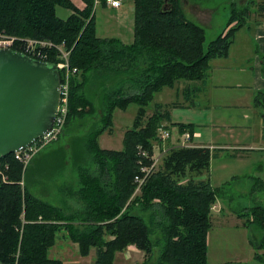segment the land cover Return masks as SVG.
<instances>
[{
  "label": "trees",
  "instance_id": "trees-1",
  "mask_svg": "<svg viewBox=\"0 0 264 264\" xmlns=\"http://www.w3.org/2000/svg\"><path fill=\"white\" fill-rule=\"evenodd\" d=\"M82 1L84 10L71 0H0V31L65 43L70 51V66L78 73L71 77L68 122L92 107L84 93L89 73L105 93L103 127L87 140L94 169L85 170L74 193L82 209L68 211L33 196L21 186L23 164L14 155L0 161L4 169L0 170V264H61L49 255L60 234L78 246L82 257L95 249L94 264H115L117 253L130 247L147 256L141 264H148L157 247L161 248L158 264H209L212 211L226 186L214 188L208 178L201 179L210 172V148L170 149L134 197L136 177L144 178L143 168L153 165L160 128L176 125L181 136L189 132L191 138L196 128L172 123L169 108L162 104H155L151 115L147 107L164 88L175 89L181 81H205L211 62L229 57L237 33L251 19L264 21V0H244L242 8L233 2L227 26L208 45L204 29L187 18L181 0H135L134 41L129 45L97 37L96 0ZM58 7L74 13L63 20L57 15ZM48 54L49 64L60 62L57 49ZM60 76L63 79L61 71ZM130 104L139 109L125 133L124 149H102L98 139L112 128L114 111L126 110ZM253 189L264 192V180ZM138 208L147 212V220L134 213ZM234 213L244 227L256 226L264 233V205ZM250 243L255 260L264 264V235L258 241L250 237Z\"/></svg>",
  "mask_w": 264,
  "mask_h": 264
},
{
  "label": "rangeland",
  "instance_id": "rangeland-1",
  "mask_svg": "<svg viewBox=\"0 0 264 264\" xmlns=\"http://www.w3.org/2000/svg\"><path fill=\"white\" fill-rule=\"evenodd\" d=\"M104 1V0H103ZM122 8L119 17L112 14L111 8L102 4L99 0L95 6V22L96 36L100 38L112 39L110 37L119 36L125 44L129 45L134 38L135 25V0H120ZM244 0H185V13L189 20L202 27L206 33V44L218 37L222 30L227 26L230 17L232 3L235 2L238 8L244 6ZM105 3V2H104ZM182 4V0H181ZM184 6V5H183ZM97 8V10H96ZM58 16L61 17L60 11L66 12L67 9L58 7ZM255 20H250L248 27L244 31L255 28ZM119 23V25H118ZM117 26V28H115ZM132 30V37L130 36ZM125 32V37L121 35ZM121 34V35H118ZM244 35L242 32L240 39ZM240 39L238 44L233 48L234 57H238L241 53ZM124 43V42H123ZM232 67L237 69L239 65L236 62H228ZM247 64L244 62V68ZM87 86L84 93L88 102L92 107H88L83 116L72 119L67 122L63 134L59 140L49 144L37 153L32 160L23 166V177L21 181L22 188H26L30 194L55 206H64L68 201L74 200L80 202V198L74 193L80 189V178L85 170H93V155L87 150L88 137L103 127V117L105 115V96L104 91L97 84L92 73L87 76ZM182 83L178 84V92L176 89L164 88L155 95L154 100L147 107L149 115L154 112L155 104L161 103L168 107L173 115L175 124H195L201 126V130L209 126V116L206 109L205 101L198 100L195 94H191L190 98L182 96ZM241 90L231 88L230 93L235 95ZM176 104H182L186 107H175ZM193 104H196L193 106ZM91 109V110H90ZM137 104H130L126 110L116 109L113 114L112 128H108L98 139L99 145L103 149L121 151L124 149L125 133L133 126L134 120L138 112ZM82 111V108L80 109ZM234 111L225 110L223 116L227 118L229 113ZM238 113V111H236ZM69 116V115H68ZM203 126V127H202ZM255 127V126H254ZM209 128V127H207ZM257 130V127H255ZM171 137L164 141L163 148L172 146H183L184 140L178 133V126H172L169 129ZM179 139V142L177 141ZM193 140L185 141V144L192 146ZM157 145V144H156ZM159 145V143H158ZM157 149V148H156ZM172 148L167 149L165 153L163 149L156 150V156L159 157V165L164 155ZM213 158L210 172L207 174L210 183L219 188L226 185L221 192V198L217 203H223V214H220V220L212 219V228L208 238V262L209 264H262L254 259L256 250L250 243V237L253 240H260L264 233L256 226L248 229L239 221L234 210H240L246 206L256 204L264 205V192H252L254 185L260 180L259 171L253 173L245 172L246 165L240 164L234 160L232 156L227 154L226 150H212ZM251 162H257L258 165L264 164V159L258 156L249 158ZM224 166L228 170L224 172ZM8 168V166H6ZM0 170H4L0 165ZM237 172L242 175L231 179ZM258 178V179H257ZM4 182H8V176L4 175ZM262 180V179H261ZM232 181V182H231ZM229 182H231L229 184ZM141 194V190H135L134 197ZM81 203V202H80ZM140 212L139 208L135 209V214ZM141 213V212H140ZM147 220V212L141 213ZM223 215V216H222ZM159 232L155 234L153 239L158 237ZM64 234H60L56 245L50 250V257L61 261V264H94L96 260V250L88 257H82L78 250L68 239L63 240ZM161 248L157 247L151 256L148 264H158V257ZM143 253V255H142ZM124 251L117 253L115 264H141L147 256L144 252Z\"/></svg>",
  "mask_w": 264,
  "mask_h": 264
},
{
  "label": "crops",
  "instance_id": "crops-1",
  "mask_svg": "<svg viewBox=\"0 0 264 264\" xmlns=\"http://www.w3.org/2000/svg\"><path fill=\"white\" fill-rule=\"evenodd\" d=\"M71 1L79 10H84L86 7L82 0ZM98 1L99 0H96V5H98L97 8L100 6L97 4ZM183 3H185V0H182V7L185 11V4ZM102 4L106 6L107 9L111 8L110 12L119 17L123 5L119 8H113L105 4L103 0ZM58 10L57 8V15L59 13ZM60 12L61 17H59L63 20L68 19L74 13L68 9L66 12ZM115 28H117V26H115ZM130 31V36L127 37L129 40L132 37V30ZM242 32H244V35H242L240 39ZM122 37H125V32L121 35V38ZM110 38L119 39L121 41L120 37L117 35ZM239 39L241 53L238 57H234L232 53L233 48L238 44ZM122 41L124 42L122 43L125 44L123 38ZM230 61L236 62V65H239V67L234 70L232 65L228 63ZM244 62L247 64L246 68H244ZM182 86V96L190 98L191 94H195L198 100L203 99L205 101V107L208 111L210 120V125L206 126L205 132L201 130L202 128L200 125L196 126L193 124L196 128L192 138V146L207 147L210 148L211 151L217 149L226 150L227 154L230 152L234 160L239 161L240 164L246 165V168H243L245 169L243 173L259 171L258 177L264 180V164L257 167L258 161H249V158L252 156H258L260 159H264V21L255 22L253 31L251 29L245 31L242 29L237 33L229 57L213 60L211 62L209 76L205 81L186 82L182 83ZM231 88L240 89L241 92L232 95L230 93ZM175 89L178 92V85ZM194 105L196 104H193V106ZM174 107L181 108L186 106L176 104ZM225 110H233L234 112L229 113L227 118H225L223 116ZM236 111H238V113ZM171 118L172 123H175L172 114ZM254 126L257 127V130H255ZM177 141L179 142V139ZM163 144L164 143L161 142L159 145L157 144L155 146V157L158 158L161 155L156 156L157 149H163V152H166L169 148L177 147L172 146L163 148V146H160ZM227 170L228 167L224 166V172ZM237 173L238 174H235L231 179L242 175L241 172ZM207 178L208 176L205 175L201 179ZM212 187L214 186L212 185ZM222 205L223 203H217L215 205L216 209L212 211V219L220 220V214L224 212ZM63 207H66L68 211L80 210L82 209V203L71 200L66 202ZM72 244L78 250V246L74 243ZM128 251L142 253L135 247L128 248Z\"/></svg>",
  "mask_w": 264,
  "mask_h": 264
},
{
  "label": "water",
  "instance_id": "water-1",
  "mask_svg": "<svg viewBox=\"0 0 264 264\" xmlns=\"http://www.w3.org/2000/svg\"><path fill=\"white\" fill-rule=\"evenodd\" d=\"M60 98L56 65L0 50V161L25 151L52 130Z\"/></svg>",
  "mask_w": 264,
  "mask_h": 264
},
{
  "label": "built area",
  "instance_id": "built-area-1",
  "mask_svg": "<svg viewBox=\"0 0 264 264\" xmlns=\"http://www.w3.org/2000/svg\"><path fill=\"white\" fill-rule=\"evenodd\" d=\"M105 3L113 8H119L122 5L120 0H105ZM6 49L14 50L17 52L21 51V53L41 62H47L46 60L49 58V50L57 49L59 51L60 58V62L57 64V68L59 69V71L63 72L64 75L63 79H61L60 106L52 130L24 152L15 154V159L26 166L37 153H39L49 144L58 141L60 136L63 134L67 122V117L69 115L71 77L78 73V70L76 68H71L70 66V51L67 50L65 43L56 45L51 41L20 38L9 35L4 31H0V50ZM159 136L162 141H165L170 137V133L164 128H160ZM182 138L184 140V146H186L185 141L188 142L191 139V134L187 132L183 135ZM158 162L159 159L154 158L152 167L149 169L143 168L142 170L143 173L146 174V176L144 178L136 177L135 182L139 191L145 184L147 176L151 173L152 169L157 166Z\"/></svg>",
  "mask_w": 264,
  "mask_h": 264
}]
</instances>
